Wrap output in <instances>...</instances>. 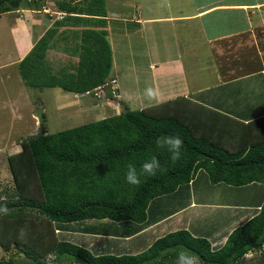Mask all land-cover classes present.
<instances>
[{
	"label": "trees",
	"instance_id": "1",
	"mask_svg": "<svg viewBox=\"0 0 264 264\" xmlns=\"http://www.w3.org/2000/svg\"><path fill=\"white\" fill-rule=\"evenodd\" d=\"M24 1L4 0L0 3V14L27 5ZM85 1L56 3L68 14L83 13L80 9L87 6L96 9L87 14L106 15L105 0H91L87 4ZM27 2L32 9L46 5V0ZM93 33L99 44L95 59H99V73L104 70V74L91 85L62 83L68 90L93 89L111 73L113 59L108 32L102 29ZM43 41L19 65L30 88L55 85L44 82L38 75L45 57ZM110 96L117 98V90L110 92ZM183 99L226 116L204 103L181 97L142 109L125 107L119 114L54 133L48 131L41 118V130L23 139L21 150L8 157L13 188L0 190V204H7L11 210L10 215H0V245L6 252L18 250V255L24 254V258L15 253L9 259H1L0 264H26L29 259L32 264H175L181 251L194 256L199 264H246L250 251H262L260 258H263L264 202L259 213L234 229L219 249H214L207 237L186 228L158 238L139 236L149 226L187 205L190 198L181 202L183 191L191 189L198 173L212 184L236 187L264 184V137L252 138L239 148L232 144L237 131L230 129L225 145L222 136H216L219 129L215 135L198 129L197 110L182 105ZM232 119L242 125L241 138L256 137L253 124L261 117L247 123ZM164 135H179L183 140L182 158L175 164L169 152L155 143L157 137ZM153 156L161 165L157 174L142 176L139 185L127 183V166L134 164L139 172L141 165ZM176 194L182 196L173 204L161 203L163 198ZM96 219L106 222L108 227L100 229L87 224L84 231L99 235L97 244L102 249L60 239L56 234L63 231L69 234H62L63 237L71 238L75 234L64 225ZM114 223L125 233L117 228L110 231ZM248 264L257 263L251 258Z\"/></svg>",
	"mask_w": 264,
	"mask_h": 264
},
{
	"label": "crops",
	"instance_id": "2",
	"mask_svg": "<svg viewBox=\"0 0 264 264\" xmlns=\"http://www.w3.org/2000/svg\"><path fill=\"white\" fill-rule=\"evenodd\" d=\"M56 2L46 0L42 9L21 6L0 14H16L12 30L16 59L7 67L16 65V92L20 95L12 111L21 113L20 118L25 116L26 110H31L30 106L25 107V99L33 105L40 104L45 112L47 105L44 102L51 97L64 118L81 119L103 115L107 110L112 112L111 115L119 114V104L130 108L134 104L150 103L146 108L187 97L226 115L193 106L184 99L180 102L197 110L198 129L203 128L204 133L211 135L219 129L216 136H222L223 144L230 129L237 131L232 144L239 148L252 138L264 137V0H154L151 14L141 7L140 0H135V14L129 17L111 10L113 5L125 10L130 5L126 0H105V16L87 14L96 10L87 6L80 9L83 13L68 14ZM102 29L108 32L113 59L106 81L84 92L64 88L62 83L91 85L104 74V70L99 73V59H95L99 44L93 33ZM43 39L45 57L38 75L44 82L55 85L30 88L21 76L19 65ZM186 45L187 53L184 51ZM125 58L130 64V73H126ZM167 65L171 69L163 70ZM18 82H21L24 97ZM107 85L116 87L117 98L108 93L100 98L91 94L101 86L106 90ZM149 88L155 92L151 98L146 95ZM211 90H214L213 94L204 95ZM72 93L74 99L69 96ZM21 100L23 106L19 105ZM39 110L35 106L31 117ZM190 113L194 115L195 112L190 110ZM260 117L253 124L256 137L241 138L242 125L232 118L247 123ZM197 177L191 189L183 191L184 197L176 194L161 202L171 205L177 197H181V202L190 198L187 205L149 226L140 237L158 238L186 228L195 235L207 237L213 248L219 249L234 229L259 213L264 202V184L236 187L225 183L209 184L202 173ZM91 222L82 225L79 234L83 240L80 242L102 249L97 244L99 235L84 231L86 223ZM62 234L69 235L63 231ZM261 254L262 251H250L246 254V264L251 258L253 263L264 264Z\"/></svg>",
	"mask_w": 264,
	"mask_h": 264
},
{
	"label": "rangeland",
	"instance_id": "3",
	"mask_svg": "<svg viewBox=\"0 0 264 264\" xmlns=\"http://www.w3.org/2000/svg\"><path fill=\"white\" fill-rule=\"evenodd\" d=\"M91 1V0H89ZM112 2L114 0H111ZM130 3V5H127L125 10H122L121 7L112 6V12L121 13L123 15L132 16L135 14V0H126ZM139 1V0H138ZM141 1V7L144 8V10L151 14V11L153 10L152 4L154 0H140ZM24 2L27 3V0ZM173 7L170 8L172 10ZM116 10V11H115ZM5 14V13H4ZM2 15L0 16V190H3L5 188L12 189L13 184V177L9 168L8 163V157L16 152H19L21 150V142L23 139L36 135L40 130V122L41 118L43 119L45 126L48 128V131L51 133L59 132L68 128H72L84 123L97 121L100 119H103L104 117H108V115H111L112 112L107 110L108 112H104L103 115H92V116H85L81 119H66L63 117V113L57 110V104L53 101V98L47 97V100H45L44 105H47V110L43 112V108L40 104L35 103L34 105L30 103L27 99H25L26 106H30L31 110L33 108L38 107L40 110L36 113L35 117H31V110L25 111L26 114L23 118L21 117V113H14L13 110V104L16 103L17 98L20 94L16 92V65L7 67L11 61H14L16 59V52L14 51V35L12 34L13 30V23L15 22L14 19H16V14H10V15ZM12 25V26H11ZM16 38V35H15ZM171 40V39H170ZM152 46H154L152 44ZM187 46L185 47L184 51L187 53L188 49ZM187 63H189L187 61ZM124 67H126L127 72H132L130 68V64L128 62V59H124ZM139 67V66H138ZM142 69H146L145 67H142ZM171 69V66L167 65L163 67V70H169ZM141 68H138V71H140ZM18 89L20 90L22 88L21 82H18ZM22 90V89H21ZM22 97H24V91H21ZM113 88L111 86H106L105 93H108L110 96V92L112 93ZM214 90L206 91L204 92V95L206 94H213ZM92 95L95 94V91L91 93ZM203 94V93H202ZM71 99H74V93L69 94ZM95 96V95H94ZM44 99V97L40 98ZM19 104L20 106H23L24 104ZM150 105V103L145 104H134L131 105L130 108L132 109H142L145 106ZM43 106V105H42ZM118 111L124 110L123 104H119ZM42 113H45L44 115ZM211 184V183H209ZM88 222L91 220H87ZM88 224V223H86ZM90 224L98 226L100 229H103L106 226V222L102 220H94ZM85 226L84 223L81 222H74L72 224H66L64 225L67 227L70 231H72L75 235H72L71 238L63 237L62 233H57L58 237L60 239H65L68 241H72L74 243H77L79 245L81 244V240H83V237L80 236L78 228H81ZM111 230L117 228V231L120 233H125L123 230H120V226H117L116 223L114 225L110 226ZM74 229V230H73ZM77 230V231H75ZM18 250L14 251L11 250L9 252H6L0 245V260L5 258L9 259L11 256L18 255ZM23 255H18L20 259L24 258ZM26 264H32V261L29 259L26 261ZM198 263V261H196ZM72 264H82V263H72ZM199 264V263H198Z\"/></svg>",
	"mask_w": 264,
	"mask_h": 264
},
{
	"label": "clouds",
	"instance_id": "4",
	"mask_svg": "<svg viewBox=\"0 0 264 264\" xmlns=\"http://www.w3.org/2000/svg\"><path fill=\"white\" fill-rule=\"evenodd\" d=\"M146 95L151 98L155 95V92L152 88H149L146 90ZM155 143L158 148L166 149L169 152V158L173 164L181 160L183 140L179 135H164L157 137ZM160 167V162L156 156H153L150 160L145 161L141 165L139 172L137 171L136 166L130 163L127 166V172L125 175L126 182L130 185H139L141 183L142 176H155ZM10 213L11 210L8 208L7 204H0V215L7 216L10 215ZM175 264H196V259L188 252L181 251L176 258Z\"/></svg>",
	"mask_w": 264,
	"mask_h": 264
},
{
	"label": "built area",
	"instance_id": "5",
	"mask_svg": "<svg viewBox=\"0 0 264 264\" xmlns=\"http://www.w3.org/2000/svg\"><path fill=\"white\" fill-rule=\"evenodd\" d=\"M113 90H114V92H115L116 87H114ZM94 91H95V95H96V97H99V98H100L101 96L104 95V92L106 91V90H105V86H101V87H99V88H96Z\"/></svg>",
	"mask_w": 264,
	"mask_h": 264
},
{
	"label": "water",
	"instance_id": "6",
	"mask_svg": "<svg viewBox=\"0 0 264 264\" xmlns=\"http://www.w3.org/2000/svg\"><path fill=\"white\" fill-rule=\"evenodd\" d=\"M4 1V0H3ZM3 1H1L0 3H2ZM8 1V0H7Z\"/></svg>",
	"mask_w": 264,
	"mask_h": 264
}]
</instances>
